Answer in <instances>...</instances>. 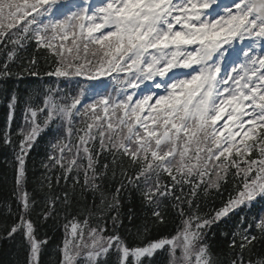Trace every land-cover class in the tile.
I'll list each match as a JSON object with an SVG mask.
<instances>
[{"label": "snow or ice", "instance_id": "snow-or-ice-1", "mask_svg": "<svg viewBox=\"0 0 264 264\" xmlns=\"http://www.w3.org/2000/svg\"><path fill=\"white\" fill-rule=\"evenodd\" d=\"M5 41L13 47L0 78L12 75L8 61L14 62L18 50L33 43L45 50L46 62L51 61L46 75L57 78L55 88L49 83L43 93L40 88L28 92L24 123L17 131L20 211L8 235L21 236L27 264H39L45 241L37 238L29 218L34 201L27 191L20 194L25 158L53 123L69 140L59 137L52 144L44 166H58L63 172L58 180L74 179L73 192L83 171L81 187L101 197L95 225L86 205L65 225L62 264H81V255L84 264H156L158 250L167 253V264H221L213 258L206 230L237 208L264 200V0H100L95 6L87 0H0V43ZM28 64L25 71L39 76L37 60ZM73 77L110 81L85 88ZM61 78L80 90L62 89ZM40 96L42 103H34ZM20 104L18 92L9 90L8 126L3 131L8 145H13L11 123ZM80 116L83 127L74 129ZM74 134L75 143L70 139ZM104 153L111 163L101 168ZM117 168L127 185L121 182L109 200L97 181L109 171L115 175ZM233 168L240 178L235 195L230 194L214 216L185 212V201L175 194L177 186L182 191L183 185H191L195 193L207 180L206 188L218 189ZM128 185L153 207L158 223L164 222L161 198L178 201L173 207L182 227L175 235L127 243L120 235L119 213L106 212L115 211ZM57 200H48L45 219L55 211ZM187 202L191 206L192 201ZM60 203L70 206L67 192ZM254 223L264 237V217ZM240 233L241 242L237 245L233 239L229 245L241 250L230 264H245L243 251H250L257 239L246 229L238 228ZM257 264H264V258Z\"/></svg>", "mask_w": 264, "mask_h": 264}, {"label": "trees", "instance_id": "trees-1", "mask_svg": "<svg viewBox=\"0 0 264 264\" xmlns=\"http://www.w3.org/2000/svg\"><path fill=\"white\" fill-rule=\"evenodd\" d=\"M6 52V50L0 51V68L7 61L6 55L1 57V54ZM45 55V50L37 49L34 43L26 45L25 48L18 50V58L14 62L8 61L12 75L7 78H0V264H27L28 261L27 247L21 236L16 234L14 237H10L8 230L14 222L18 221L20 211L15 180L17 166L15 152L18 151L19 142L17 131L24 123V101L27 99L28 92L33 89L40 88L41 93H43L51 77H53L46 75V72L53 66L51 61L46 62ZM33 58L37 60L36 69L40 73L39 76L30 75L25 71V68L29 67L28 61ZM9 90L17 91L21 97V104L15 113V119L11 123L13 145H8L3 140V131L8 126L7 95ZM42 100V96L33 98V102L37 104H41ZM52 129H54V124L45 129L41 138L28 152L25 158L26 178L20 190V194L27 191L34 201L29 218L34 224L37 238L45 241L41 245L39 264L62 263V249L66 238L65 225L71 221L73 216H77L85 205L93 212L90 223L95 225L99 218L98 206L101 198L99 193H96L94 197L90 190L81 187L84 180L83 171H80L81 184L75 185V191L73 192L74 179L58 180V177L63 176L62 170L58 166L51 169L44 166L49 163L48 156L53 152L51 146ZM99 160L101 168L105 162L111 163V157L107 153L101 155ZM84 164L87 165V163ZM234 170V168L231 169L227 179L220 182L218 189H206L207 181L200 184L195 193H193L191 185H183L182 191L177 186L175 194L185 201L182 205L185 212H196L201 216L214 214V210L220 208L219 204L224 196L235 194V186L240 179L234 175ZM128 171L131 174L132 170L130 168ZM164 179L168 180L167 177ZM121 182L127 185V181L121 175L119 168L116 169L115 175L109 171L106 177L97 181L109 200L112 199L111 194L115 193ZM168 183H171V181L168 180ZM65 192L69 194L70 206L60 203L64 199ZM82 192L83 195H81ZM56 197H59L56 209L45 219L43 212L49 207L48 200ZM94 199L95 205L93 204ZM189 200L192 201L191 206L187 202ZM176 203L178 201L174 197L161 198L160 211L164 215V222H155L156 218L152 215L153 207L142 200L134 185H128L119 194L118 207L115 211L106 212V215L119 213L122 221V226L119 228L120 235L125 238L129 245L134 246L146 240L171 237L176 234L177 228L182 226L178 209L173 207ZM249 213V219H246V215H242L240 216V222L236 223V220H232L235 218H232L215 227L211 225L206 230L207 241L211 246L213 258L220 261L221 264H230V261L241 251L238 247L235 249L229 247L233 239L236 240L237 245L241 242L243 233L237 234L238 228L246 229L250 236L255 235L257 237L252 245H249L251 250L249 251L246 248L243 251L245 264H248L249 260L252 261V264H257L258 259L264 258V237L260 236L254 223L257 213L259 219V209L255 207ZM83 218V215H79V219L83 220ZM250 224L252 225L251 228L248 227ZM145 227H147L146 232L144 231ZM111 231L112 224L109 220L108 233L110 234ZM167 261V253L158 250L156 264H167Z\"/></svg>", "mask_w": 264, "mask_h": 264}, {"label": "rangeland", "instance_id": "rangeland-1", "mask_svg": "<svg viewBox=\"0 0 264 264\" xmlns=\"http://www.w3.org/2000/svg\"><path fill=\"white\" fill-rule=\"evenodd\" d=\"M79 1V0H78ZM81 1H85V0H81ZM88 3L92 2V0H87ZM182 227V226H181ZM80 261H81V264H84V261H85V255H81L79 258H78Z\"/></svg>", "mask_w": 264, "mask_h": 264}]
</instances>
